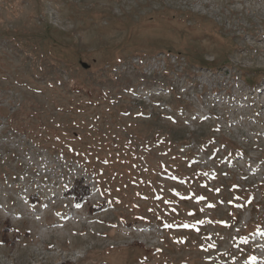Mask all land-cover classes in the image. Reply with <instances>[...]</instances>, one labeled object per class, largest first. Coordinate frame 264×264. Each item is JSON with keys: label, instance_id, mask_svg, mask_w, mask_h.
I'll use <instances>...</instances> for the list:
<instances>
[{"label": "rangeland", "instance_id": "obj_1", "mask_svg": "<svg viewBox=\"0 0 264 264\" xmlns=\"http://www.w3.org/2000/svg\"><path fill=\"white\" fill-rule=\"evenodd\" d=\"M0 264H264V0H0Z\"/></svg>", "mask_w": 264, "mask_h": 264}, {"label": "trees", "instance_id": "obj_2", "mask_svg": "<svg viewBox=\"0 0 264 264\" xmlns=\"http://www.w3.org/2000/svg\"><path fill=\"white\" fill-rule=\"evenodd\" d=\"M66 194L73 198V201L75 203L81 202L84 198L88 197L90 195V188L82 184L81 181H74L72 182V185L69 187ZM256 206V205H255ZM100 207L93 208V210H98ZM252 229L249 227L245 230V233L248 232L250 234Z\"/></svg>", "mask_w": 264, "mask_h": 264}]
</instances>
